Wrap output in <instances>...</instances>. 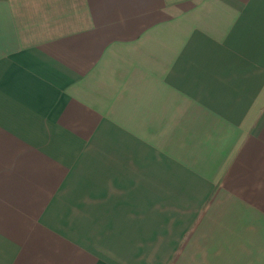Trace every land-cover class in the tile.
Returning a JSON list of instances; mask_svg holds the SVG:
<instances>
[{"label": "crops", "instance_id": "0c3cea01", "mask_svg": "<svg viewBox=\"0 0 264 264\" xmlns=\"http://www.w3.org/2000/svg\"><path fill=\"white\" fill-rule=\"evenodd\" d=\"M0 264H264V0H0Z\"/></svg>", "mask_w": 264, "mask_h": 264}]
</instances>
